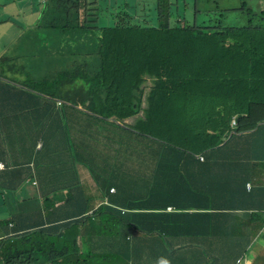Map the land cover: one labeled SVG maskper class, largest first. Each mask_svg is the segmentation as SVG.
Wrapping results in <instances>:
<instances>
[{
	"label": "trees",
	"instance_id": "trees-1",
	"mask_svg": "<svg viewBox=\"0 0 264 264\" xmlns=\"http://www.w3.org/2000/svg\"><path fill=\"white\" fill-rule=\"evenodd\" d=\"M48 2L44 12L49 10L47 19L51 16L55 18L58 32L70 38L87 32L92 34L96 43L86 53H73L71 63L64 62V55L57 64L55 61L49 63L40 78L26 68L23 80H10L1 74L4 79H0V160L8 167L34 162L38 174H50L51 163L63 159L58 152L66 143L65 128L75 133L79 129L78 123L91 125L86 118L90 115L74 107L79 104L94 113H101L103 111L99 108L120 100L118 112H115L120 119L144 110V118H137L132 126L129 125L130 129L124 128V132L133 137L138 136L137 131L146 134L151 142L149 156L154 158V164H158L159 169H162L161 162L169 173L171 169L165 154L172 148L178 152L182 146L176 142L177 139L192 134L200 139L212 138L213 145L221 144L224 133L219 127L228 116L227 110L232 109V112L234 110L243 116L240 118L242 130L250 128L249 112L258 117L264 116V10L261 13L250 12L247 20L230 24L227 12L220 8L217 13L208 10L192 15L197 0ZM107 2L119 10L126 8L125 18L134 21L137 26L133 27L125 20L123 31L116 38L111 30L102 29L105 21L97 17V10L98 6ZM53 8L55 11L52 13ZM83 11L84 17L80 13ZM198 15H203V19ZM4 24L10 28L18 26L14 21ZM37 27L54 31L44 22ZM88 57L92 59L88 60ZM2 70L0 67V72ZM146 76L153 81L154 87L144 101L142 94L136 95L135 91L143 93L141 85ZM181 96L184 97V109L192 103L187 114L178 109ZM58 100L63 102L60 109L56 105ZM85 115L88 116L83 117ZM40 140L43 141V148L37 150ZM23 143L27 145L22 146ZM235 143L231 138L205 162L195 160L190 163L188 155V165H184L203 176L212 174L220 189V207L232 209V200L240 201V206L255 207L254 202H264V185L252 188L251 192L242 189L251 177L238 164L250 166L257 159V153L250 154L245 146ZM93 148L97 151L98 145ZM20 149L23 159L16 155ZM114 150L120 160H125L122 165L125 171L129 159L140 155L124 146L114 147ZM52 151L55 155L49 156ZM74 154L79 156L80 152L74 151ZM64 172L65 169L61 168L54 180L62 182ZM7 173L12 176L9 185L13 189L22 186L23 182L28 183L27 175L20 181L19 178L17 184L13 180L16 171ZM73 173L71 168L68 169L69 175ZM160 176L157 175V182ZM230 188L240 191L232 195ZM159 193L166 194L162 189ZM207 197L209 199L210 195ZM192 199L198 197L192 196ZM211 200L216 201V198ZM74 201L71 198L59 208L67 210L71 207L75 210L74 216L83 212L80 226H74L79 221L73 220L71 225L59 227L66 231L73 227V237L64 233L57 239L42 241L35 233L27 234L30 239L28 249L37 251L34 264H72L75 257L84 258L78 242L80 239L83 245V238L92 247L87 259H91L92 264L98 263L99 259L95 257L105 250L104 242L108 234L115 230L116 222L109 220L101 210L88 216L93 206L91 200L83 203ZM46 202L50 207L49 198ZM207 203V200L200 199V204ZM132 218L139 222L137 217ZM54 220V214L49 213L47 221ZM122 222L129 224V216H123ZM20 249L16 247V251Z\"/></svg>",
	"mask_w": 264,
	"mask_h": 264
},
{
	"label": "clouds",
	"instance_id": "clouds-1",
	"mask_svg": "<svg viewBox=\"0 0 264 264\" xmlns=\"http://www.w3.org/2000/svg\"><path fill=\"white\" fill-rule=\"evenodd\" d=\"M48 1L0 0V28L4 26L0 29V67L3 69L0 76L3 74L10 80H23L21 78H24L22 74H26L25 68L33 73L26 64L29 56L19 54L23 53L21 45L26 36L36 33L40 39L61 37L69 40L68 35H62L57 31L53 16L46 18L49 10L44 11ZM250 1L231 0V5L223 8L219 0H197L194 13H191L195 15L208 10L217 13L220 8L227 12L229 23L235 24L247 20L250 12L261 13L264 10V0H255L253 5ZM261 3L263 5L255 9V6ZM7 4H14L16 12L11 14L12 10H9L7 13L5 10ZM51 10L52 13L55 11L54 8ZM80 13L84 17V11ZM126 13V8L119 10L114 4L107 2L98 6L97 17L105 21L102 29L111 30L116 38L123 31L125 20H128L125 18ZM20 16L23 19L24 30H21L20 34L13 33V29L4 23H11ZM198 16L203 19V15ZM43 22L54 31L38 29L37 26L43 25ZM129 22L133 27L137 26L134 21ZM16 27L18 26H13ZM71 40L82 45L79 49L82 54L88 52L96 43L92 34L87 32ZM10 44L11 47L7 48ZM91 59L88 57V60ZM53 61L54 58L50 63ZM147 82L151 83L148 92L145 86ZM153 87V81L146 76L141 85L143 93L135 91V94H142L145 101ZM183 103L184 97L181 96L178 99V109L187 114L192 108V103L185 109ZM62 104L63 102L58 100L57 108L60 109ZM120 104V100L111 101L109 106L98 109L103 111L101 113H94L81 104L74 106L90 115L83 117H86L91 125L78 123L79 129L75 133H71L70 128H65L66 143L58 152L60 153L58 156L63 159L51 163L50 174L40 175L34 162L29 164L35 176L29 179L27 184L35 188L31 198L37 200L35 210L31 211V207L25 206L19 209L20 193L24 184L13 189L6 181L2 182L0 179V264L9 262L34 264L33 259L37 251L28 249L27 244L30 240L28 233H35L42 241H46V238L57 239L64 233H69L73 237L75 233L73 227L67 231L59 229L60 226L71 225L73 220H82L83 212L74 216L75 210L71 207L67 210L59 209L71 198L75 199L74 202L81 203L87 199L91 200L93 206L88 216L101 210L104 215L107 214L109 220L116 222L115 230L108 234L104 242L105 250L95 257L99 259L97 264H264V202H254L255 207L249 208L240 206V201L232 200V209L220 207V189L211 177L212 174L203 176L184 165H188L186 161L188 155L190 163L195 160L205 162L209 155L216 154L214 151H218L219 147L233 138L235 144L245 146L250 154L257 153V159H254L250 166L238 164L251 177L242 189L246 188L247 192H251L252 188L264 185V116L258 117L249 112L250 128L242 130L240 118L243 116L234 110L232 112V109L227 110L228 116L222 120L220 127L217 125L224 133V142L221 144L213 145L212 138L200 139L192 134L177 139L176 142L182 147L178 148V152L172 148L165 154V160L171 169L169 173L160 161L162 169H159V165L154 164V158L149 156L151 142L146 134L137 131L138 136L133 137L124 132V128L130 129L129 125L132 126L137 118H144V110L120 119L115 114ZM105 113L111 115L107 116ZM79 116L82 117V114ZM131 118H134L133 122L129 121ZM205 124L210 125L208 122ZM95 144L98 145L97 151H93ZM117 146L128 147L130 151L140 153L137 154L138 157H132L126 163L127 171L122 166L125 160H120L114 150ZM36 148L42 150V140L38 141ZM74 151H79L80 155H75ZM51 155L54 156L55 152L52 151L49 156ZM219 158L220 156L218 161ZM7 168L5 162H0L2 169L0 172ZM61 168L65 169L62 182L60 179L54 180V176ZM70 168L74 171L72 175L68 174ZM158 174L161 176L157 182ZM15 183L18 184V180ZM78 187L81 189H77ZM161 189L166 194L159 193ZM230 189L232 195L240 191ZM207 195H210L209 199ZM192 196L198 199H192ZM47 198L50 207L46 205ZM211 198H216V201H212ZM200 199L207 200V205L200 204ZM84 205L86 204H83V208ZM74 206L81 207L80 204ZM49 213H53L56 220L46 219L47 225L43 218ZM123 216H129V224L122 222ZM131 216L137 217L139 222L134 221ZM117 223L122 226L119 227ZM78 224H81V221L74 226H80ZM181 237L186 238L182 242L176 241ZM78 242L85 257H75L72 264H92L91 259H87L92 247L88 246L89 243H86L84 238L83 245L80 239ZM16 247H21L19 252L16 251ZM182 251H187L188 255L185 258L171 260L165 257L169 252L175 256Z\"/></svg>",
	"mask_w": 264,
	"mask_h": 264
},
{
	"label": "rangeland",
	"instance_id": "rangeland-1",
	"mask_svg": "<svg viewBox=\"0 0 264 264\" xmlns=\"http://www.w3.org/2000/svg\"><path fill=\"white\" fill-rule=\"evenodd\" d=\"M219 3L221 4V7L227 8L231 5V0H219ZM254 3H255V0L250 1L251 5H253ZM262 5L263 4L261 3L258 6H255V9H259ZM5 10L7 13L9 10H12L11 14L16 12V8L14 4H7V7ZM13 21L15 22V24L18 25V27L16 28L11 27V29H13V33L20 34L21 30H24L22 29L23 27L22 24H24L22 16L16 17ZM1 28H4V26H2ZM16 38L17 36L14 38L13 42H15ZM68 39L69 40H65V39H62L61 37H57V38L50 37L49 39H40V36L34 33L24 38L23 44L21 45L22 52L24 54L21 52H19V54L21 56L22 55L29 56L28 58L29 60L27 61L26 64L28 65V68L37 75L36 78H40L43 75L41 73L46 70L45 69L46 66L51 62V60H53V58H54L55 63L57 64L58 61L61 60V56H63L64 54L63 56L64 62L70 63L69 58L71 56V53L81 52V50L79 49L82 47V45H79L74 40H71L72 38L70 37H68ZM10 47H11V44L7 48H10ZM58 56L59 58H57ZM0 79H4V78L0 77ZM21 79H24V78H21ZM150 85H151L150 82L146 83L145 85L146 92L149 91ZM129 121L133 122L134 118L129 119Z\"/></svg>",
	"mask_w": 264,
	"mask_h": 264
},
{
	"label": "crops",
	"instance_id": "crops-1",
	"mask_svg": "<svg viewBox=\"0 0 264 264\" xmlns=\"http://www.w3.org/2000/svg\"><path fill=\"white\" fill-rule=\"evenodd\" d=\"M25 145H27V144L23 143L22 146H25ZM18 148H21V147H18ZM16 155H18L19 158L23 159L22 149H20V151H18V153ZM0 162H2V161L0 160ZM11 170L16 171L14 178H13L14 182H16L19 179V177H20V179H19V181H20V180H22L23 176L27 175L28 176L27 181H28L29 179H32L35 176L32 169H30L29 164L24 163V164L20 165L19 167L11 166V167H8L5 171L0 172V179L2 180V182L6 181V183L9 184V181L11 180L12 176L10 174H8L7 171H11ZM0 171H2V169H0ZM23 184H24V186L22 187V192L20 193L21 203L19 204V209L22 208L23 206H25V207H31V211H33L36 209V206H37V200H31V198L34 195L33 193L35 191V188L33 186H30V184H26L25 182H23ZM28 187H29V189H28ZM46 217L43 218V221H45V224L48 225V223L46 222V219H47ZM60 225H58V226H60ZM52 227H56V226H52ZM185 238L186 237H181V238L177 239L176 241L182 242L185 240ZM187 240L190 241V238L187 237ZM187 255H188L187 251H182V252L176 254L175 256H173L169 252L167 255H165V257L167 259H171V260H173V259L179 260V259L185 258Z\"/></svg>",
	"mask_w": 264,
	"mask_h": 264
}]
</instances>
